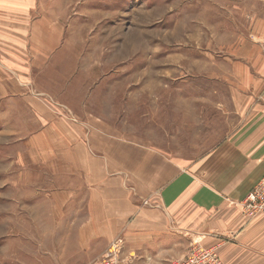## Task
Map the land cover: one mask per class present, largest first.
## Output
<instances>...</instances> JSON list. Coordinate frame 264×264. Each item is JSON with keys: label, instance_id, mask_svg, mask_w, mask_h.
I'll return each instance as SVG.
<instances>
[{"label": "crops", "instance_id": "0c3cea01", "mask_svg": "<svg viewBox=\"0 0 264 264\" xmlns=\"http://www.w3.org/2000/svg\"><path fill=\"white\" fill-rule=\"evenodd\" d=\"M46 1L0 0V140L69 147L63 158L78 161V186L91 195L77 239L108 242L102 255L120 241L127 264H174L197 242L217 247L226 264H264V216L241 207L264 176V0L253 40L232 43L248 54L231 72L239 89L229 132L196 156L134 135L135 94L121 117L118 75L98 71L94 42ZM174 96L177 120L182 92Z\"/></svg>", "mask_w": 264, "mask_h": 264}, {"label": "rangeland", "instance_id": "374dc122", "mask_svg": "<svg viewBox=\"0 0 264 264\" xmlns=\"http://www.w3.org/2000/svg\"><path fill=\"white\" fill-rule=\"evenodd\" d=\"M46 3L68 10L71 24L86 32L87 42H94L102 54L98 71L118 75L123 118L125 95L133 91L129 125L137 138L157 142L175 154L196 156L228 134V121L233 119L229 111L239 89L231 72L248 54L246 46L232 43L253 40L251 24L256 10L262 9L261 1ZM175 91L182 92L183 100L177 120ZM164 106L166 120H160ZM103 109L109 117L110 107ZM69 117L78 123L73 114ZM68 149L62 144L0 140V264H88L102 256L108 242L77 239L79 214L88 211L84 206L91 195L78 186V161L63 158Z\"/></svg>", "mask_w": 264, "mask_h": 264}, {"label": "built area", "instance_id": "2783aa9c", "mask_svg": "<svg viewBox=\"0 0 264 264\" xmlns=\"http://www.w3.org/2000/svg\"><path fill=\"white\" fill-rule=\"evenodd\" d=\"M243 213L249 218L264 216V176L241 202ZM122 242L115 241L103 255L88 264H127L120 254ZM174 264H226L217 247L205 246L200 242L192 245L186 256L175 261Z\"/></svg>", "mask_w": 264, "mask_h": 264}]
</instances>
